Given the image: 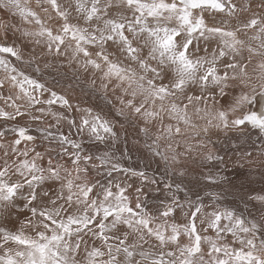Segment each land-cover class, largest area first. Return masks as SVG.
<instances>
[{
    "label": "snow or ice",
    "instance_id": "obj_1",
    "mask_svg": "<svg viewBox=\"0 0 264 264\" xmlns=\"http://www.w3.org/2000/svg\"><path fill=\"white\" fill-rule=\"evenodd\" d=\"M0 12V264H264V195L246 187L254 172L264 183V0H0ZM85 84L103 106L73 103ZM251 130L258 151L232 145L249 166L237 184L213 137ZM132 151L144 168L121 164ZM193 171L220 189L207 203L189 196Z\"/></svg>",
    "mask_w": 264,
    "mask_h": 264
},
{
    "label": "bare ground",
    "instance_id": "obj_2",
    "mask_svg": "<svg viewBox=\"0 0 264 264\" xmlns=\"http://www.w3.org/2000/svg\"><path fill=\"white\" fill-rule=\"evenodd\" d=\"M3 14H1L2 16ZM216 19H221V16L217 15ZM7 57V54H4ZM66 67V66H65ZM64 69H61V74H63ZM53 75H55V73H53ZM45 78L48 79L49 81L52 80V76L47 75V72L45 73ZM69 78H71V70H69ZM57 79H60V76H57ZM83 83V81H81ZM62 84L66 83V81L62 80L61 81ZM59 90V89H58ZM84 94L81 95L80 89L78 88L77 91L75 93H72V96L74 97L73 99V103L76 102H80V101H86L87 104H99L101 106H103V101L102 100H98L96 98L95 95H89V90H88V86L87 84L84 85V89H83ZM119 105H117L118 107ZM0 107H4V103L3 101H0ZM54 110H56L59 106H53ZM252 109L259 111L260 110V104L259 102H257L256 104L252 105ZM6 110H11V109H6ZM108 108L105 107V112H108ZM111 118L116 119V117L114 116V114L111 116ZM28 123L30 130H31V134L36 135L39 137V133H37L35 131V125L32 124V122L30 121H26L25 119H21L18 121V123L20 125H24L25 123ZM17 122H8V126H11L13 124H16ZM4 122L0 121V125H3ZM126 128H128L129 133H134V129L129 127L127 124L125 125ZM65 132L68 131V129L65 127L63 129ZM53 131H56V129H53ZM73 133H75V130H73ZM231 136V134H229ZM248 136L250 137V139H247L245 137H241L239 140L236 139H232L230 142L226 141L223 134L220 135L219 140L216 139V137H213V140L216 141V148L220 150V155H224L225 152H227V157H231V161H230V165L228 167L227 170H224L223 168H221V172L223 175L228 176L230 179H233L237 184L241 181L244 180L245 177L248 176V171H249V166L247 164L246 161L244 160H240V163H243L245 166L244 168H239L236 166V161L238 160V153L236 151L235 148H232V145L235 144L239 149L240 152H243L245 149H247L248 151H252V148L250 147V144L252 143V141H255V144L257 146V151L259 149V145L262 143L261 139H260V134L258 132V130H251L248 133ZM8 139H12V133H8ZM74 138L76 139H80V137L78 135H76ZM84 144H88V141H83ZM100 150L103 151L105 149V146L103 144L99 145ZM129 147H131V144L129 145ZM39 150H43L42 148H40ZM87 150V149H85ZM92 151H96L95 148L92 149ZM100 154V153H97ZM116 155L119 157L120 153L117 152ZM148 163V161L146 159L143 158L142 153L136 152V151H132L131 154H126L125 157L121 158V164L124 167H131V168H135L137 170L144 168L145 165ZM156 164L153 163L151 166V170H149V175H155V177L157 178V180L160 181H164L167 178L164 176L163 173V169H161L160 171H154L156 169ZM115 175V173L113 174ZM105 179H107L106 175L104 177ZM252 183L250 184H246V187L250 190H254L253 194H259V195H264V192L261 191V189H264V183H262L260 181V177L258 174H256L255 172L253 173V175L250 177ZM197 181H200L199 183H197ZM185 184L188 185V187L191 188V192L189 193V196L193 199H195V193H199L200 197L207 203L209 202V196L212 193L215 192H219L220 189L218 188H213V187H207L206 184L207 182L202 181L201 177L199 176L198 171H193L191 172L186 178H185ZM162 187V184H161ZM225 188H227V185H224ZM181 197H183L184 193L181 192L179 194ZM159 196V199H156V197ZM164 197V193H156L153 192L149 195L148 197V204L149 205H153L154 203L156 205L160 204V200H163ZM229 200H232L233 197L231 195H229L227 197ZM166 203V201H165Z\"/></svg>",
    "mask_w": 264,
    "mask_h": 264
},
{
    "label": "rangeland",
    "instance_id": "obj_3",
    "mask_svg": "<svg viewBox=\"0 0 264 264\" xmlns=\"http://www.w3.org/2000/svg\"><path fill=\"white\" fill-rule=\"evenodd\" d=\"M1 14H3L2 12H0V16H1ZM206 16H207V19H208V21H209V23H212L213 21H212V17L211 16H208L207 14H206ZM219 20V19H218ZM233 23H235V22H233ZM256 131V130H255ZM156 194V193H155ZM23 217H21V219H22ZM13 219L15 220V217H13ZM17 227H18V224L16 225ZM8 227H12V225H8Z\"/></svg>",
    "mask_w": 264,
    "mask_h": 264
}]
</instances>
